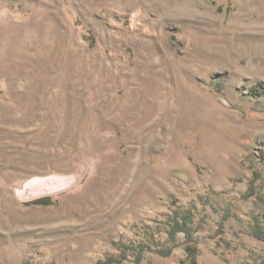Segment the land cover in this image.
<instances>
[{"label":"rangeland","instance_id":"374dc122","mask_svg":"<svg viewBox=\"0 0 264 264\" xmlns=\"http://www.w3.org/2000/svg\"><path fill=\"white\" fill-rule=\"evenodd\" d=\"M184 228L264 264V0H0V264H183Z\"/></svg>","mask_w":264,"mask_h":264},{"label":"trees","instance_id":"16d2710c","mask_svg":"<svg viewBox=\"0 0 264 264\" xmlns=\"http://www.w3.org/2000/svg\"><path fill=\"white\" fill-rule=\"evenodd\" d=\"M35 202L36 203L50 204V199H39ZM177 224H179V222H177ZM184 231H186L187 238L184 241L183 246H184L185 250L187 251L188 255H187V258L182 261V263L183 264H199V259H198L199 245H198V242L196 241V239L193 237L192 233L188 229L184 228ZM175 234H176V232L174 231V233H172V236H174L173 238H175ZM255 236L258 238L264 239V234L256 233Z\"/></svg>","mask_w":264,"mask_h":264}]
</instances>
